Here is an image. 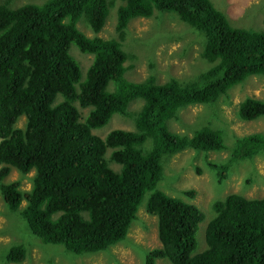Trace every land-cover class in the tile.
Segmentation results:
<instances>
[{
	"label": "trees",
	"instance_id": "trees-1",
	"mask_svg": "<svg viewBox=\"0 0 264 264\" xmlns=\"http://www.w3.org/2000/svg\"><path fill=\"white\" fill-rule=\"evenodd\" d=\"M109 9L121 39L133 17L176 13L184 30L203 36L196 69L181 78L158 80L152 72L132 80L121 43L97 35ZM82 15L95 35L76 26ZM258 28L231 25L210 0H43L16 7L0 0V177L12 168L33 171L26 189L21 178L0 184L7 208L41 241L78 256L109 249L136 220L155 215L160 245L145 252L144 264L157 257L169 264H264V196L230 192L214 199L206 247L195 252L204 212L156 188L164 154L227 149L224 160H207L221 179L233 163L264 151V131L234 135L227 145L221 130L203 125L178 133L166 124L187 104L214 102L249 75H264V30ZM74 46L92 55L83 70ZM114 113L129 126L104 136L92 131ZM261 115L264 99L239 102L241 120ZM20 116L22 127L16 126ZM25 254V244L13 243L5 258L19 262Z\"/></svg>",
	"mask_w": 264,
	"mask_h": 264
},
{
	"label": "rangeland",
	"instance_id": "rangeland-1",
	"mask_svg": "<svg viewBox=\"0 0 264 264\" xmlns=\"http://www.w3.org/2000/svg\"><path fill=\"white\" fill-rule=\"evenodd\" d=\"M42 1L14 0V7ZM210 1L217 9L224 12L231 25L244 27L256 25L262 27L258 29L264 30V0ZM83 22H86L85 15L80 17L76 26L86 35H95L96 33ZM115 23L116 13L113 9L111 11L109 9L108 17L97 35L103 38L114 37L121 43L122 49L128 54L126 63L132 65L127 71L132 80L140 81L152 72L157 74L158 80L169 76L181 78L185 74H192L196 69L195 62L199 61L198 46L203 36L192 27L184 30L186 23L176 13L154 11L149 17L131 18L122 39L115 30ZM71 50L80 61L82 70L85 69L92 55L80 52L75 46ZM205 65L203 62L200 66ZM246 96L264 99V75H249L242 83L231 87L225 95H220L214 102L187 104L179 110L177 119H169L166 124L172 132L190 134L206 125L221 130L227 138L226 144L230 145L234 135L264 131V115L247 121L238 118L239 102ZM24 123L25 117L20 116L16 126L22 127ZM129 123L130 120L127 118L114 113L105 125L92 131L104 136L111 129L128 127ZM227 154V149L203 151L185 147L176 153L164 154L161 158L162 172L156 188L183 201L194 202L204 212V217L198 223L195 233V252L206 247L204 232L212 215L211 203L214 199L230 192L246 197L264 196V151L256 154L252 159L233 163L226 172L227 176L219 180L207 160L222 161ZM32 174L33 171H29L22 175L12 168L6 175L0 177V184L21 178L20 187L26 189L30 186L29 177ZM188 188L195 190L193 197L184 194V189ZM140 207L144 209V201ZM144 229L151 234L142 231ZM156 229L155 215L149 216L147 222L142 217L132 223L126 238L111 245L109 249L78 256L79 254L67 251L61 244L43 242L30 233L24 219L16 211H10L0 196V264H117L118 262L144 264L145 252L151 248L145 241L156 238L157 246L159 244ZM13 243L25 244L26 254L22 261L6 260L5 253ZM155 264H169V261L167 258L157 257Z\"/></svg>",
	"mask_w": 264,
	"mask_h": 264
},
{
	"label": "clouds",
	"instance_id": "clouds-1",
	"mask_svg": "<svg viewBox=\"0 0 264 264\" xmlns=\"http://www.w3.org/2000/svg\"><path fill=\"white\" fill-rule=\"evenodd\" d=\"M23 5V4H22ZM155 11H157V10H155ZM134 18V17H133ZM213 169V168H212ZM214 171H215V169H213ZM217 174V173H216ZM227 176V174H225V177ZM225 177H223V178H221V179H219V180H223ZM188 189H192V188H188ZM184 190H186V189H184ZM194 190V189H193ZM188 196H190V197H193V196H191V195H188ZM187 199V198H186ZM191 201V200H190ZM213 202V201H212ZM194 203V202H193ZM212 204V203H211ZM142 231H145V232H147L145 229L144 230H142ZM148 234H151L150 232H147ZM146 242V244H148L149 246H151V248H153V247H159V245H160V242H159V240H158V238H157V242L159 243L158 244V246H157V244H156V238H152V239H148V240H146L145 241ZM150 248V249H151Z\"/></svg>",
	"mask_w": 264,
	"mask_h": 264
}]
</instances>
